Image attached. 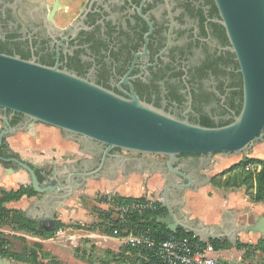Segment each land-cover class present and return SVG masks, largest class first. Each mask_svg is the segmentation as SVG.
<instances>
[{
	"label": "water",
	"instance_id": "95a60500",
	"mask_svg": "<svg viewBox=\"0 0 264 264\" xmlns=\"http://www.w3.org/2000/svg\"><path fill=\"white\" fill-rule=\"evenodd\" d=\"M214 1L242 76L241 107L231 122L221 126L190 122L134 94L122 96L57 65L0 52V108L23 114L34 124L55 127L67 139L78 137L80 142L91 144L86 150L95 158L103 152L94 167L95 160L85 159L78 171L53 167L40 176L35 164L14 151L8 150L9 158L0 156V165L8 163L2 165L7 174H27L41 208L35 218L37 227L53 231L56 209L64 207L65 201L88 180L111 175L117 168L134 166L143 170L149 162L145 155L164 157L158 167L164 180L159 202L166 213L156 216V222L172 232L182 228L202 243L223 238L234 242L238 232L264 235V215L248 225H236L232 215L224 217L228 225L219 229L200 219H190L180 210L186 189L210 182L211 176L201 174L199 166L211 155L241 153L264 141V0ZM2 128L11 131L6 120ZM4 135L0 132V143ZM113 149L116 152L110 153ZM184 155H198L199 162L187 168ZM169 173L180 181L173 180ZM0 264L24 263L0 256ZM36 264L48 263L39 259Z\"/></svg>",
	"mask_w": 264,
	"mask_h": 264
},
{
	"label": "flooded vegetation",
	"instance_id": "af4514ba",
	"mask_svg": "<svg viewBox=\"0 0 264 264\" xmlns=\"http://www.w3.org/2000/svg\"><path fill=\"white\" fill-rule=\"evenodd\" d=\"M0 52L202 125L231 122L242 103L241 72L214 0H0ZM41 124L0 108V156L14 151L7 139L36 137Z\"/></svg>",
	"mask_w": 264,
	"mask_h": 264
},
{
	"label": "crops",
	"instance_id": "0c3cea01",
	"mask_svg": "<svg viewBox=\"0 0 264 264\" xmlns=\"http://www.w3.org/2000/svg\"><path fill=\"white\" fill-rule=\"evenodd\" d=\"M36 130L38 132L36 137L10 138L7 139V142L23 159H28L40 171L48 172L53 167L60 169L63 166H67L69 172L78 171L80 162L85 159L95 160L93 167L97 164L100 155L95 158L87 153L91 144L80 142L77 139H63L58 133V129L49 125H38ZM246 150V152L237 154L214 153L204 164L199 166V172L210 175L212 179V176L240 162L243 158L264 160V141H260ZM143 157L149 160L148 165L143 170L134 168L132 164L133 167L124 170L117 168L111 176H101L96 180H88L83 187L76 190L65 201L64 207L56 209L55 230L49 237L16 230L11 224L1 226L0 232L10 236L11 246L15 240L23 241L27 246L39 243L42 250L54 256L59 264H100L101 260H109L110 264H143L137 252L107 230V220L99 214L100 211H109L108 207L111 205V198L114 194L130 197L145 196L159 201V193L164 180L160 177L161 169L158 167L163 162L164 157L145 155ZM185 158L188 163L187 168L199 162L198 157L192 155ZM251 166L258 167L256 171L261 167L253 164ZM237 172V170H232L218 177L216 185L210 180L205 185L186 189L182 193L184 204L180 210L185 211L190 219H200L204 224L216 225L219 229L227 227L228 224L224 217L230 218L231 215L236 225L253 224L257 216L264 215V201L254 202L251 200L250 192H253V189L247 191L244 186L221 184L226 178L233 177ZM169 175L171 178L176 176L173 173H169ZM145 178L147 182L142 188L146 191L145 194L136 196L125 194V189L128 187L141 188ZM20 185H29L27 174L24 171L7 174L0 167L1 189H16ZM156 188H159L158 193H154ZM210 192L212 193L211 196L208 195ZM152 194H154V198ZM100 197L103 200H99ZM37 198V195L23 196L17 201L6 203L5 206L21 210L25 217L28 216L35 222V218L41 213ZM116 216L112 214V217ZM58 223L59 226L56 227ZM36 228L42 227L36 226ZM12 235L17 237L13 238ZM260 237L264 238V235L251 232L236 233V240L248 244H255ZM233 246L235 245L226 249L212 250L210 255L226 263L250 262L251 259L243 255L244 249L236 248L239 255L232 259L224 255L214 256L215 253L234 248ZM20 248L15 249L19 250ZM40 260L48 263L46 259L40 258Z\"/></svg>",
	"mask_w": 264,
	"mask_h": 264
},
{
	"label": "trees",
	"instance_id": "16d2710c",
	"mask_svg": "<svg viewBox=\"0 0 264 264\" xmlns=\"http://www.w3.org/2000/svg\"><path fill=\"white\" fill-rule=\"evenodd\" d=\"M206 126H211L208 123L204 124ZM260 165L258 171L245 169L247 165ZM242 168L241 173H236L233 177L226 178L221 184L225 186H244L247 191L253 189L251 193V200L254 202L264 201V160L255 158H243L240 162L231 165L224 171L212 176L211 182L215 185L217 184V178L221 177L227 172H230L236 168ZM36 195L30 185H20L16 189H0V227L5 224H11L16 230H23L26 232H31L35 234H40L45 237H49L53 231H45L42 228H36V223L32 220L27 219L21 210L8 208L5 206L6 203L11 201H17L23 196L31 197ZM145 196L130 197L122 196L118 194L112 195L111 204L115 201L119 202H129L131 200H143ZM101 199V197L99 198ZM114 211L110 209L109 211H100L99 214L107 220L106 227L107 230L111 231L114 228L120 229L123 233L129 230H138L145 227H150L156 229L160 235L173 234L176 236H186L189 238H194L193 234L186 232L182 228H178L176 232H172L166 228V226L160 222L155 221V217L158 215H164L166 209L161 206L158 200H155V208L147 209L142 213H134L128 216L126 219L122 220L118 216L112 217ZM59 226V223L56 227ZM3 232H0V256L5 257L10 260L25 264H36L38 260L46 259L48 264H59V261L54 258V256L46 253L42 250V246L39 243H34L31 246L26 244L22 245L19 250L14 249L11 246V240ZM11 237L16 238L17 236L12 235ZM196 239V238H195ZM210 248L212 250H220L229 248L235 245L238 249H244L243 255L248 257L252 252L260 251L264 254V238L260 237L255 244L240 243L236 240L231 243L227 239H210L208 241ZM132 249V248H131ZM137 252L135 249H132ZM143 264H148L141 259ZM100 264H110L109 260H101Z\"/></svg>",
	"mask_w": 264,
	"mask_h": 264
},
{
	"label": "built area",
	"instance_id": "2783aa9c",
	"mask_svg": "<svg viewBox=\"0 0 264 264\" xmlns=\"http://www.w3.org/2000/svg\"><path fill=\"white\" fill-rule=\"evenodd\" d=\"M258 167L247 165V170L256 171ZM155 208V200H131L129 202L115 201L110 205L116 215L124 220L134 213H142ZM112 235L119 238L126 246L137 251L139 257L148 264H232L212 257V249L207 243L198 239L173 234L160 235L156 229L150 227L129 230L122 233L114 228ZM237 264H264V259L250 260Z\"/></svg>",
	"mask_w": 264,
	"mask_h": 264
},
{
	"label": "rangeland",
	"instance_id": "374dc122",
	"mask_svg": "<svg viewBox=\"0 0 264 264\" xmlns=\"http://www.w3.org/2000/svg\"><path fill=\"white\" fill-rule=\"evenodd\" d=\"M58 131V130H57ZM245 152L247 151V150H244ZM243 152V151H242ZM234 170H237L238 172V174L239 173H241V171H242V168L241 167H239V168H236V169H234ZM146 182H147V180H146V178L142 181V185H141V188H135V187H128V188H126L125 189V194H129V195H134V196H136V195H143V194H145L146 193V191L144 190V189H142L145 185H146ZM1 189V188H0ZM159 192V188H156V190H155V192L154 193H158ZM124 193V192H123ZM206 194V193H205ZM209 196H211L212 195V193L210 192L209 194H208ZM152 197L154 198L155 196H154V194H152ZM109 208V210H110V207H108ZM114 215H116V213L114 212L113 213ZM13 241V240H12ZM239 241V240H238ZM240 243H243V242H241V241H239ZM13 244H14V246H13ZM24 244V242L23 241H17V240H15L13 243H12V247L15 249V248H20L22 245ZM246 244H248V243H246ZM234 248H231L230 250H228V251H222V252H219V253H215L214 254V256H219V255H224L225 257H227V258H229V259H232V258H236L238 255H239V252L236 250V247L235 246H233ZM251 260H259V259H264V256H263V253L262 252H260V251H257V252H252L249 256H248Z\"/></svg>",
	"mask_w": 264,
	"mask_h": 264
}]
</instances>
